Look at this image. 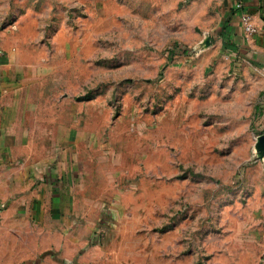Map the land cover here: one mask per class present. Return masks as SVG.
Returning a JSON list of instances; mask_svg holds the SVG:
<instances>
[{
    "label": "rangeland",
    "instance_id": "rangeland-1",
    "mask_svg": "<svg viewBox=\"0 0 264 264\" xmlns=\"http://www.w3.org/2000/svg\"><path fill=\"white\" fill-rule=\"evenodd\" d=\"M220 11L214 0H0L11 62L67 125L57 183L6 221L0 264L8 253L17 264L264 259V75L221 63Z\"/></svg>",
    "mask_w": 264,
    "mask_h": 264
},
{
    "label": "crops",
    "instance_id": "crops-1",
    "mask_svg": "<svg viewBox=\"0 0 264 264\" xmlns=\"http://www.w3.org/2000/svg\"><path fill=\"white\" fill-rule=\"evenodd\" d=\"M219 13L220 53L227 69L264 75V0H244L258 32L249 40L242 36L235 0H214ZM9 25L0 21V235L13 234L7 220L25 217L40 205L47 186L57 183L58 132L62 127L55 115L43 113L40 100L32 96L35 85L18 61L11 62ZM28 79V80H27ZM70 131L72 128L70 127ZM68 139L64 144L67 145ZM67 153V149L65 151ZM64 152V153H65ZM65 153V154H66ZM12 258V259H11ZM8 253L1 264H17ZM258 264H264V259Z\"/></svg>",
    "mask_w": 264,
    "mask_h": 264
},
{
    "label": "built area",
    "instance_id": "built-area-1",
    "mask_svg": "<svg viewBox=\"0 0 264 264\" xmlns=\"http://www.w3.org/2000/svg\"><path fill=\"white\" fill-rule=\"evenodd\" d=\"M233 10L238 15L243 38L249 40L258 30L253 15L246 10L244 0H235Z\"/></svg>",
    "mask_w": 264,
    "mask_h": 264
}]
</instances>
